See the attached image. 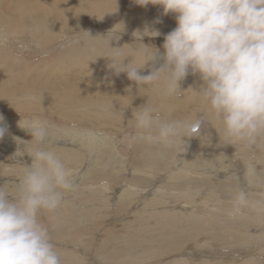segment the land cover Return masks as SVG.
<instances>
[{"label": "bare ground", "instance_id": "bare-ground-1", "mask_svg": "<svg viewBox=\"0 0 264 264\" xmlns=\"http://www.w3.org/2000/svg\"><path fill=\"white\" fill-rule=\"evenodd\" d=\"M13 1L12 6L7 5L9 0L0 1V26L7 27L10 32L7 42L0 43V109L8 111V114L4 117V124L7 127V132L3 139L0 140V177L3 176L4 173L8 175L11 172L16 173L17 176L19 173V165L17 163L31 164V158L26 154L22 157L13 159L14 153L23 147L22 144L17 143L15 138H19L21 141L31 140L30 134L18 126L20 120L24 121L34 116H39L48 120L53 127L62 128L66 131V134L63 136H54V142L50 143L48 146L54 147L66 160L78 181L79 187L75 193L67 197V203L63 207L64 210H59L55 218V220L57 219V224H53V233L55 235L56 233H64L63 235L66 234V237L70 239L71 233H77L78 227L85 226L88 231L95 228V225H97L99 221L95 222L94 219L86 218L82 208L92 209L96 207L97 210L103 212L100 213V215L106 216L109 208L107 204L108 201L111 200L110 190L107 186H112L117 183L116 185H122V190L124 189L123 192L125 195L121 196V199L130 202L133 197L138 198V193L142 195H144V193H149L155 195L156 198L152 199V203L157 202L156 204H158V206L157 208L153 207L154 210H148V206L146 205H144L146 206L145 208L143 207L144 209H139V206L136 207L134 205L136 208L132 220H144L149 226L142 228L144 229V233L143 231H139L142 234L150 235L145 237V239H139L133 234L129 237L128 241L127 235L132 232L130 227L135 221L128 222L127 218H121L119 222L125 224L126 227L116 225L117 218L112 221L111 223L115 222L112 224L113 229H111L112 234L115 235L113 241L121 240L123 241V246L119 244L118 247V244H114L113 241H111L112 243L110 244H112V248L105 251L110 244L107 242L108 246H106V242H104L102 244V250L95 252L96 255H99V257H97L99 258L98 261L101 262L98 264H155L159 261L161 262L160 264H238L239 262L242 263V261L244 264H264L257 258L261 254L258 249H264V235H260L259 237L257 235H249V228L247 229L243 226L242 220L240 219H229L231 222H240L241 225L239 228H241L242 231L239 232L237 229L234 231L232 230L228 233L229 239L223 238L222 236L220 239V246L225 250L245 249L246 253L242 254L234 250L232 253H226V255L222 254L219 260L213 259L215 261L210 260L206 255L207 251L200 245L201 239L197 238V235H195L196 238L193 236L194 242L197 243L196 248L186 250L185 247L189 245L188 243L181 247L182 236L186 241L187 239L185 236L189 238L193 233L197 232L195 229L198 225L194 227L193 224H188L187 231L181 234L174 232V230L178 228L172 225H167L166 228H164L165 230L163 228L154 227L156 223L150 220H155V215H157L160 221L168 217L174 216L177 218V216L190 215V213L187 212L188 209L186 210L184 208H180L181 212L177 213L174 207L168 206L172 201L165 200L164 194L166 192L162 194L158 189H155L156 183L154 179L159 178V172L165 173L172 168L174 161H168L167 157L172 156L175 151L167 152L163 156H160L157 154L155 148L138 143V147L142 152V162H139L138 164L140 165H136L132 169L129 163L130 156L128 158L124 155L127 153L122 154L124 157L120 155L121 152L119 153L114 138L117 137L118 134L127 132L130 127L134 129L132 112L134 108L146 102L153 104L162 111L167 107H172L174 109L173 115L175 116H183L194 112L197 105L189 101L187 97L161 98L157 96L154 91L139 88L140 86L127 78L125 72L116 74L113 69L109 68L111 61L108 58L98 57L106 53V48H93L88 42L82 43L80 37L79 40L75 42L69 39L71 37V31L73 32L76 28L81 27L84 24V19L91 16L97 20L102 19L100 20L102 22L107 21L109 25L108 28L104 29V26L102 28V24L96 20L99 27L91 33L92 36L106 35L117 23L123 22L125 24V31L120 34L121 39L112 42V46L114 47L122 46L126 43H133V32L137 29L142 31L146 26L150 29L159 30L161 35L155 38H161L176 27L175 16L173 14L164 15L163 9L159 5L149 4L142 7L136 3V0H117V4H115V0H27V3L24 2L25 0ZM43 1H46V4H44ZM5 5H7V11ZM157 19H159L161 23H154ZM34 22L44 24L46 26L45 29L39 33L33 32L31 29ZM89 31V29H85V32ZM155 38L144 37L143 43L153 44L152 41H154ZM65 39H67L69 43L64 42ZM61 41L63 42L61 44L63 52L59 53V55L50 56V53L40 52L41 55H46L47 57L42 58L43 60L40 61H33L32 57H29L27 54V52H36L34 54L36 56L39 54L36 46L48 48ZM14 47L16 49H14ZM17 50H20L19 52L21 53L19 54ZM130 59L131 58H129V60ZM127 62L128 60L125 61V63ZM159 63H162V61L158 62L156 66H159ZM151 67V65H147L142 70V74H149ZM200 83L201 81L198 76L189 75L181 82L180 88L181 90H185L191 86L194 89H198ZM33 97H35V99H33ZM64 124L65 127H63ZM86 128H92L93 133L106 136L107 139L101 144L91 145L77 138L74 133L81 132L80 129ZM201 135L214 137L217 136V132L216 130L213 132L212 126L209 125L203 127V133ZM199 139L198 137V140ZM217 144L218 138H210V143L207 144L205 148L212 152L208 151L205 155L206 158L203 159L200 155L194 157L192 154H189L187 156L189 159H187L191 161L198 160L202 162V164H208V161L205 159H211L210 155L213 156V153L216 154L214 151L223 152L224 154H232L235 151L232 146L217 147ZM125 146L127 147V145ZM201 146L202 148L204 147L203 144ZM103 149H107V155L104 154ZM188 160L181 163V166L183 164L184 166L180 168L178 172L174 173V175H169V178L174 181L172 188L174 187L180 190V193L177 192L180 194L178 195L179 197H194L197 195V190L206 188L204 185L207 186V184L212 181L220 179L225 181L227 174H212L210 171H207V169H204L205 171L202 172V174L204 173V176H202L203 178H197L200 176V166L196 165L195 162L188 163ZM166 176L167 174H164L162 177ZM12 178L14 177L0 178V180H2L0 183H4ZM190 182H197L198 185L193 187L194 184L191 185ZM87 183H89V185ZM220 183H222L221 185L224 184V182ZM93 186L100 187L101 191H97L96 189H93V193H90L91 191H86L88 202L92 203L82 207L80 205L82 203H79V198L81 197L80 189H82V187L91 189ZM102 187L105 189L103 190ZM158 187L160 186L158 185ZM175 190L176 189H174V191ZM204 192L206 193V191ZM207 193L210 194V192ZM212 194L215 196L214 193ZM199 195L203 196L200 193ZM145 200L147 202L150 199ZM159 205L162 206V209H159ZM188 205L189 204H185L184 206ZM115 210H117V208ZM208 211L210 210L208 209ZM68 212H74V215L70 216ZM90 213L87 215H90ZM246 214L252 216V212ZM150 225L152 227H150ZM133 227H135V225ZM224 231L222 230L220 234H223ZM217 232L220 231L218 230ZM256 233H258V231H256ZM165 234L169 237L165 238ZM209 235L210 234H208V236ZM62 236L60 237L62 238ZM238 238L243 242H239ZM236 243L237 246H234ZM238 243L241 244L238 245ZM129 244L132 245V248L128 247ZM184 244H186V242H184ZM67 245L63 246L69 249L58 248L57 250L61 256H69L70 259L72 258L73 261L71 264H92L86 263L87 259L82 257V254L87 256L85 249H89L88 243L81 240L73 242L72 246H70L71 248ZM98 245L100 244L98 243ZM153 245H157V247ZM216 245L218 244L216 243ZM164 247L165 252L163 253L160 248ZM201 249H203L201 253L195 251H200ZM158 250L162 255L157 253ZM254 253L256 255H253ZM89 254L88 256L92 259L93 257ZM263 254H261V257H264ZM226 257H228V260L225 259ZM196 259L201 260L199 261L200 263L194 262Z\"/></svg>", "mask_w": 264, "mask_h": 264}, {"label": "clouds", "instance_id": "clouds-1", "mask_svg": "<svg viewBox=\"0 0 264 264\" xmlns=\"http://www.w3.org/2000/svg\"><path fill=\"white\" fill-rule=\"evenodd\" d=\"M136 3L142 7L159 5L164 15L175 16L176 27L164 36L162 53L154 45L143 43L144 37L161 35L147 26L133 32V43L112 46L125 31L123 22L106 35L83 32L81 42L106 48V53L98 57L108 58L109 68L116 74L125 72L139 88L154 91L161 98L187 97L197 108L175 116L172 107L162 111L146 102L134 108V132L126 139L155 148L160 156L172 151L180 154L186 150L187 139L199 137L202 144H209L210 138L202 136L201 129L211 125L218 134L217 147L235 149L231 158L220 152L205 159L210 172L231 177L227 217L264 214V0ZM45 27L34 22L31 30L39 33ZM9 36L7 27L0 26V43L7 42ZM147 65L152 66L151 71L144 75L142 70ZM189 75L198 76L199 88L181 90V82ZM18 126L30 134L31 140L15 138L23 147L13 159L26 154L31 164L17 163L18 175L0 183V264H62L52 235V220L79 185L66 160L48 145L54 142V136H63L66 131L39 116L20 120ZM6 132L0 115V140ZM74 134L91 145L107 139L90 131ZM236 162L243 165V182L234 171ZM253 190L258 195L254 196Z\"/></svg>", "mask_w": 264, "mask_h": 264}, {"label": "rangeland", "instance_id": "rangeland-1", "mask_svg": "<svg viewBox=\"0 0 264 264\" xmlns=\"http://www.w3.org/2000/svg\"><path fill=\"white\" fill-rule=\"evenodd\" d=\"M1 1V0H0ZM13 0H9V3H7V5H11L13 4ZM22 2V1H21ZM25 3H27V0L24 1ZM23 2V3H24ZM54 2V1H53ZM44 4H46V1H43ZM7 5H5V9L7 11ZM157 8V6H156ZM96 20L94 17H88V18H85L84 19V24L81 26V27H78L76 28L75 31H71V37L69 38L70 40L72 41H78L79 40V37H81V34L82 32H85V29H89V33L91 34L92 32L95 31V29L97 27H99L96 23ZM102 20V19H100ZM100 20H97L100 24H102V28L104 26V29L105 28H108L109 25H108V22L107 21H100ZM95 23V24H93ZM83 27V28H82ZM76 32V33H75ZM74 33V34H73ZM96 33V32H95ZM96 35V34H95ZM74 37V38H73ZM161 39V40H160ZM64 42H68L67 39H65ZM63 42H57L56 44L52 45L51 47H37L38 51H39V54L38 55H34L36 52H32V53H29L27 52V54L29 55V57H32L33 61H40V60H43L42 58H45L47 57L46 55H41L40 52H47L50 53V56H54V55H59V53H62L63 52V49L61 48V44ZM69 43V42H68ZM145 44H148L146 42H144ZM152 45H154L155 47H157L158 49H160V52L162 53L163 52V48H162V45L164 43V37H161V38H155L154 41H152ZM158 44V45H157ZM65 45V44H64ZM63 45V46H64ZM160 46V48H159ZM14 49H16L14 47ZM20 50H17V52L20 54L21 52H19ZM8 114V111H3V109H0V115H2L3 117H5V115ZM209 126V125H208ZM211 126V125H210ZM63 127H65V124L63 125ZM84 127H87V126H84ZM68 128V126H67ZM87 129V130H86ZM86 129H80L81 132H85V131H90V132H93V129L92 128H86ZM213 129V132H215L214 128L212 127ZM127 130V129H126ZM134 132V129H132V127H130V129L127 130V132L123 133V134H118L117 137H115L114 139L116 140V145H117V148L119 150V153L122 157H124L122 154L123 153H127V154H124L126 155V157L129 158L130 156V168H134V166L136 165H140L138 164L139 162L141 163V157H142V152L140 150V148L138 147L139 144L138 143H130L126 137L128 135H130L131 133ZM128 133V134H127ZM203 133V127L201 129V134ZM209 138H218V134L217 136H211ZM29 139V138H28ZM30 140V139H29ZM27 140V141H29ZM200 143H199V142ZM129 144H127V143ZM118 143V144H117ZM122 143V144H121ZM126 143V144H125ZM199 143V144H198ZM192 144V145H191ZM121 145V146H120ZM127 145V147L125 146ZM194 145V147H193ZM202 142H201V139L198 140V137H193V138H190V139H187L186 140V150L185 152L183 153H180L178 154L177 152H175L172 156H169L167 157L168 161H174L173 164H172V168L169 169L168 171H166L165 173L163 172H159L158 174L159 175V178H155L154 179V182L156 183V188L155 189H158L160 193H165V200H171L169 202H171V204H169L168 206H172L174 207V209H176L177 213L181 212L180 211V208H184V209H188L187 212L190 213V215H183L181 217H168L167 219L163 220V221H160L158 220L157 218V215H155V220L152 219L150 220L151 222H155L156 225L154 227L156 228H166L167 225H172L178 229H175L174 232H177L179 234H181L182 232H186L187 231V226L188 224H193L194 227H196L195 230H197V232L193 233L192 236H190L188 238V236H185V238L187 239L185 241L184 237L182 236V241H181V247H183L184 245H187V243L189 245H187L186 250L188 249H193V248H196L197 247V243H195L194 241V238H196L195 235H197V238H200L201 239V243L200 245L202 246V248L206 249V255L209 257L210 260L212 261H215V260H219L221 258V255L224 254L226 255L229 254V253H232L234 250L239 252V253H246V250L245 249H242V250H239V249H231V250H225V249H222L221 246H220V239L222 238H226V239H229L228 238V233L231 232L232 230H238L239 232H241V228L240 227V222H237V221H234V222H231V220H229V218H227V210H228V207H229V194L228 191V188H229V184L231 183V177L229 178H225V181L223 179H220V180H216V181H212L211 183L204 185V187H206L205 189L204 188H201L199 190H197V195L194 196V197H182V196H178L180 195V190H178L177 188H172V185L174 183V181L171 180V178H169V175H174V173L178 172V170L180 168H182L184 166V164L181 166V163L188 160L189 158L187 157L189 154L192 156H197V155H200L203 159L206 158V154L208 153V151H211L209 149H206V145L203 144V148H202ZM201 146V147H200ZM197 147V148H196ZM123 148V149H122ZM200 148V149H199ZM125 149V151H124ZM91 150V149H89ZM128 151V152H127ZM103 152L104 154H108V151L107 149H103ZM194 152V153H192ZM212 152V151H211ZM216 152L213 153L211 156L210 155V158H214L216 155H218V153H220L219 151H214ZM129 153V154H128ZM228 153H225L226 156L228 157H232V154H228ZM137 155V156H135ZM215 155V156H214ZM132 156V157H131ZM125 157V158H126ZM188 158V159H187ZM127 159V158H126ZM176 159H177V162H176ZM128 160V159H127ZM106 161H107V156H106ZM105 161V162H106ZM179 162V163H178ZM196 165H199L200 166V176L197 177V178H203L202 176H204V173L202 174V172H204L205 170L204 169H207L208 170V164H202V162L196 160V161H191V160H188V163H194ZM240 162H236V167L234 169V171H236V173L241 177V181H242V178H243V165L240 163ZM174 165V166H173ZM240 165V166H239ZM204 168H203V167ZM238 166V167H237ZM175 167V168H174ZM172 171V173H171ZM212 174H214L213 172H211ZM164 174H167L166 177H162ZM222 174V173H220ZM15 175V176H14ZM7 177H16V173L14 172H11L10 174L6 175L4 173L3 176H1L0 178H7ZM159 180V181H158ZM166 180V182H165ZM229 180V181H228ZM2 181V180H0ZM219 181V182H218ZM227 181V183H226ZM161 182V183H160ZM169 182H172V183H169ZM220 182H224L223 185H221L222 183ZM243 182V181H242ZM191 185L194 184L193 187H195L197 184V182L195 183H192L190 182ZM226 183V184H225ZM89 185V183H87ZM117 184V183H116ZM116 184H113L112 186H107L109 188V193L111 194V200L108 201V210H107V215H100V213H103L101 212L100 210H97L96 207H93L92 209H89V208H82L83 209V212H84V215L86 216V218H89V219H94L95 222H98L97 225H95V228H93L91 231H88L87 228L85 226H82V227H78L77 229V233H71V240L69 238L66 237V234L63 235L64 233H56V235L54 233H52L53 239L55 244H56V247L57 249H66L67 247H64L63 245H67L68 247L72 246V243L75 242V241H81V240H84L85 243H88V247L89 249H85V252L87 253V256L85 254H82V257L86 258L87 259V262H86V259H85V262L86 263H92V264H98V263H101L99 260V255H96L95 252L97 251H101L102 249V244L104 242H106V246H108V243H112L111 241H113V238L115 235L112 234L111 232V229H113V223H111L112 221H114L116 218V225L118 226H124L126 227L125 224L123 223H120L119 220L121 218H127V221L128 222H134L135 220H132L133 218V213L135 212V208L137 206H139V209H144L146 206H148V210H154V208H157L158 204H156L157 202H154L152 203V199L153 198H156L155 195H151V194H147V193H144V195H142L141 193H138V198H132L130 200V202H127L126 200L124 199H121V196L125 195L123 190H122V185H116ZM158 185L160 187H158ZM164 185V187H163ZM214 185V186H212ZM168 186V187H167ZM209 186V187H208ZM216 186V187H215ZM221 188H219V187ZM167 187V188H166ZM211 187V188H210ZM228 187V188H226ZM111 188V189H110ZM127 188V187H125ZM140 188V187H139ZM149 188V187H148ZM172 188V189H171ZM209 190H208V189ZM93 189H96L97 191H101L100 190V187L98 186H93L91 189L88 188V187H82V189H80V192H81V197L79 198L80 202L79 203H82L80 204L82 207L83 206H87L88 204L92 203V202H88V197L86 196V191L90 192V193H93L94 190ZM99 189V190H98ZM102 189L104 190L105 188L102 187ZM128 189V188H127ZM174 189H176L174 191ZM183 189V187H182ZM218 193H217V191ZM220 189V190H218ZM139 190V189H138ZM169 190V191H168ZM178 190V191H177ZM122 191V192H120ZM149 191H150V188H149ZM163 191V192H162ZM206 191V193L204 192ZM214 191V192H213ZM224 191V193H223ZM114 192V193H113ZM179 192V193H177ZM207 192H210L207 193ZM226 192V194H225ZM113 193V194H112ZM128 193V192H127ZM174 193V194H173ZM199 193L203 196H200ZM215 196H213V194ZM253 195H258V192L253 190ZM206 194V195H205ZM147 195V196H146ZM151 195V196H150ZM83 196V197H82ZM142 196V197H141ZM149 196V197H148ZM113 197V198H112ZM145 197V198H144ZM171 199H170V198ZM176 197V198H175ZM119 198V199H118ZM143 198V199H142ZM180 198V199H178ZM216 198V199H215ZM145 199H150L149 201L146 202ZM182 199V200H181ZM227 199V200H226ZM141 200V201H140ZM210 200V201H209ZM214 200V201H213ZM85 201V202H84ZM122 201V202H121ZM191 201V202H190ZM226 201V202H225ZM228 201V202H227ZM209 202V203H208ZM211 202V203H210ZM134 203V204H133ZM167 203V202H166ZM87 204V205H86ZM116 204V205H115ZM118 204V205H117ZM185 204H189L188 206H184ZM129 205V206H127ZM136 207H135V206ZM146 205V206H144ZM151 205V206H150ZM213 205V206H212ZM117 210H115L116 208ZM122 206V207H120ZM141 206V207H140ZM184 206V207H183ZM209 208H208V207ZM223 206V207H222ZM133 207V208H132ZM144 207V208H143ZM154 207V208H153ZM177 207V208H176ZM111 208V210H110ZM113 208V209H112ZM123 210H122V209ZM196 208V209H195ZM213 208V209H212ZM62 209L64 210V208L62 207ZM61 209V210H62ZM127 209V210H126ZM159 209H162V206L159 205ZM194 209V210H193ZM205 209V210H204ZM208 209L210 211H208ZM192 210V211H191ZM202 210V211H200ZM207 210V211H206ZM116 211V212H115ZM191 211V212H190ZM216 211V212H215ZM220 211V212H218ZM91 212V213H90ZM115 212V213H114ZM128 212V213H127ZM194 214H193V213ZM200 214H198V213ZM209 212V213H208ZM225 212V213H224ZM70 214V216H73L74 215V212H68ZM88 213H90V215H87ZM208 213V214H207ZM213 213V214H212ZM109 214V215H108ZM112 214V215H111ZM161 214V213H160ZM174 214V212H173ZM125 215V216H124ZM194 215V216H193ZM93 216V217H92ZM113 216V217H112ZM254 217V218H253ZM111 218V219H110ZM114 218V219H113ZM207 218V219H206ZM219 218V219H218ZM226 218V219H225ZM263 218V219H262ZM225 219V220H223ZM237 219H240L242 220V224L243 226H245L247 229L249 228V231L248 232L250 233L249 235H257L258 237L260 235H264V214H260V213H252V216H248L247 214L237 218ZM247 221H246V220ZM257 219V220H256ZM101 221V222H100ZM143 221V222H142ZM212 221V222H211ZM218 222V223H217ZM52 223L53 224H57V219L55 220V218L52 220ZM143 223V224H142ZM215 223V224H214ZM196 224V225H195ZM110 225V226H109ZM135 225V227H133ZM176 225V226H175ZM206 225V227H205ZM230 225V226H229ZM200 226V227H199ZM209 226V227H208ZM144 227H149L148 224L146 223V221L144 220H139V221H135L134 223L131 224V230L132 232L131 233H128L127 237H128V241H129V237L132 236L134 234V236H137L139 239H145V237L147 236H150L148 234H142L141 232L139 231H143L144 233ZM150 227H152L150 225ZM213 227V228H212ZM216 227V228H215ZM254 227V228H252ZM141 228V229H139ZM186 228V229H185ZM202 228V229H201ZM206 228V229H205ZM215 228V229H214ZM84 229V230H83ZM102 229V230H101ZM109 229V230H108ZM185 229V230H183ZM165 230V229H164ZM220 231V232H217V231ZM222 230L224 231V235L223 234H220L222 232ZM84 231V232H83ZM93 231V232H92ZM110 231V232H109ZM214 231V232H213ZM256 231H258V233H256ZM101 232V233H100ZM199 232V233H198ZM141 233V234H140ZM197 233V234H196ZM227 233V234H226ZM92 234V235H91ZM98 234V235H97ZM136 234V235H135ZM188 234V233H187ZM205 234V235H204ZM208 234H210L208 236ZM64 237H63V236ZM78 235V236H77ZM79 235H82V236H79ZM85 235V236H84ZM111 235V236H110ZM203 235V236H202ZM217 235V236H215ZM59 236V237H58ZM62 236V238L60 237ZM87 236V237H86ZM99 236V237H98ZM108 236V237H107ZM194 236V238H193ZM221 236V237H220ZM75 237V238H74ZM169 236L167 234H165V238H168ZM208 237V238H207ZM212 237V238H211ZM240 237V236H239ZM192 238V239H191ZM58 239V240H57ZM66 239V240H65ZM86 239V240H85ZM203 239V240H202ZM211 239V240H210ZM213 239V240H212ZM219 239V240H218ZM259 239V238H258ZM257 239V240H258ZM57 240V241H56ZM191 240V241H190ZM216 240V242H215ZM239 242H243L240 240V238H238ZM209 241V242H208ZM108 242V243H107ZM120 242V243H119ZM184 242H186V244H184ZM212 242V243H211ZM58 243V244H57ZM98 243L100 245H98ZM114 244H118V247H119V244H121L123 246V241H113ZM210 243V244H209ZM215 243V244H214ZM216 243L218 245H216ZM240 243V244H241ZM204 244V246H203ZM238 243V245H240ZM58 245V246H57ZM155 247H157V245H153ZM234 246H237V243L234 244ZM61 247V248H60ZM129 248H132V245H128ZM159 247V246H158ZM71 248V247H70ZM107 248V247H106ZM112 248V244H110V246H108V248L105 250V251H108ZM179 248V247H178ZM214 248V249H213ZM69 249V248H67ZM99 249V250H98ZM163 253L165 252V247L164 248H160ZM203 249H201L200 251L199 250H195L196 252L198 253H201V251H203ZM204 249V250H205ZM220 250V251H219ZM210 251V252H209ZM228 251V252H227ZM231 251V252H230ZM259 252H261V254L264 253V249L263 248H259L258 249ZM191 252V251H190ZM90 253V254H89ZM157 253H160L161 252L158 250ZM209 253V254H208ZM211 253V254H210ZM91 255L93 258L91 259L90 256ZM215 254V255H214ZM261 254L257 257L258 259H260L263 263H264V257H261ZM61 255V254H60ZM85 255V256H83ZM106 255V254H105ZM162 255V254H161ZM223 255V256H224ZM253 255H256L255 253ZM264 255V254H263ZM90 259V260H89ZM215 259V260H213ZM225 259L228 260V257H226ZM61 260H62V264H71V262L73 261V259L69 256H61ZM68 260V261H67ZM96 261V263H95ZM196 261V263H200L199 259H196L194 260V262ZM67 262V263H66ZM161 262H157L155 264H160ZM162 263H165V262H162ZM241 262H239L238 264H240ZM73 264V263H72ZM80 264V263H79ZM107 264V263H105ZM236 264V263H234ZM241 264H244L243 261Z\"/></svg>", "mask_w": 264, "mask_h": 264}]
</instances>
